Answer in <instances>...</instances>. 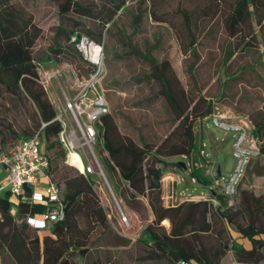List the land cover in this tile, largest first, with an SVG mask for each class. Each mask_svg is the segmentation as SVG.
<instances>
[{"label": "trees", "instance_id": "1", "mask_svg": "<svg viewBox=\"0 0 264 264\" xmlns=\"http://www.w3.org/2000/svg\"><path fill=\"white\" fill-rule=\"evenodd\" d=\"M14 1L0 0L5 22H16L14 12L6 10ZM53 1L57 25L51 44L41 55H36L29 37L0 47V108L3 106L13 119L12 110L25 114L21 121L0 115V149L10 150L24 139L39 137L49 160L47 174L61 187L64 219L50 230H36L28 224L27 216H39L47 205H20L16 209L17 201L5 192L0 196V254L7 250L15 264H79L78 258L84 264H126L125 257L128 264H221L231 253L241 264H264V192L243 185L247 174L264 177V98L245 111L240 104L250 99L240 90L231 109L233 115L249 119L259 154L249 161L230 205L222 190L213 186V178L205 174L209 162L202 154L204 139L199 129L219 104L186 92L170 61H159L153 55L160 36L141 51L118 27L124 14L132 16V35L143 31L146 19L170 23L184 51L196 57L198 46L209 38L222 51L223 96L231 90V82L249 87L252 81L246 75L250 73L264 88V74L257 69H264V0H188L195 5L190 12L182 8L187 0H181L175 14H182L181 24L167 12L157 15L158 5L165 0H138L135 13L128 7L130 0ZM83 36L102 44L103 50L107 36L115 38V56L106 60L108 64L135 57L147 61L152 72L144 79L159 81L160 93L166 99L167 128L163 131L155 124L132 125L124 131L110 111L97 124L96 151L104 175L121 209L134 213L142 225L135 240L121 233L116 214L104 208L95 190L96 176H85L66 162L57 109L40 80V65L63 62L73 64L86 79L95 73L96 68L83 59L72 41ZM251 53L257 54L253 60L247 59ZM239 58L246 60L232 70V63H238ZM189 67L191 71L194 68L193 64ZM157 96L144 102L152 104ZM175 157L186 159L187 173L210 188L209 198L165 204L162 178L166 172L182 170L179 162L172 160ZM245 240L250 248L244 247Z\"/></svg>", "mask_w": 264, "mask_h": 264}, {"label": "rangeland", "instance_id": "2", "mask_svg": "<svg viewBox=\"0 0 264 264\" xmlns=\"http://www.w3.org/2000/svg\"><path fill=\"white\" fill-rule=\"evenodd\" d=\"M137 1H129L128 7L131 13L136 12L138 8ZM165 1V3L158 5L157 15L167 12L168 17L181 24L182 14L175 15L181 0ZM194 7L195 5L188 0L182 6L188 12L192 11ZM1 10H3V7H0V47L7 45L13 40L29 37L34 44V52L39 56L51 44L54 28L57 25V8L53 0H17L12 2L6 6V10L14 12L16 21L14 23L5 22L1 18ZM121 17L118 21V27L122 28L132 38L133 43L141 51H144L147 44H154L157 41V36H160L159 46L153 50V55L159 61L168 59L186 92H192L195 96H203L207 101L216 102L219 104V113H224L227 117L232 116L231 109L233 110L236 106L234 103L237 102L240 90H243L244 94L246 93L250 99L249 103L240 104L243 110L247 111L252 106H257L262 102L264 88L253 73L246 75L252 81L249 87L244 88L238 81L231 82V90H228L227 94L220 96L222 51L219 45L209 40V38H204L202 41L203 46H198V57H196L184 51L181 41L170 23L157 24L154 19H146L143 22V31L132 35V16L124 14ZM115 44V38L107 36L103 50L104 74L101 79V86L109 104V111L115 113L117 121L124 131H127L129 126L131 128L132 125H136V127L148 125L149 127L151 124H155L158 130H165L167 128L165 120L168 117V109L165 96L160 93L162 90L161 83L153 78L149 81L144 79L145 77L148 78L152 71L147 61L143 59L135 57L108 64L106 60L115 56ZM256 56V53H251L247 59L253 60ZM244 60L246 59L239 58L238 63H232V70L236 69L239 66L238 64H243ZM190 64L194 66L192 71L189 67ZM257 69L264 74L263 67L258 66ZM38 72L40 80L48 90L49 98L57 110L60 107L59 101L64 104L65 98H73L77 93L78 83L86 80L85 75L81 77L83 72H78L75 66L68 62L40 65ZM54 72L57 77L47 82L46 78L48 75ZM155 94H158V96L152 102L153 105L150 101L144 102V100ZM5 113L6 109L2 106L0 115L7 118L12 117ZM17 113L13 110L11 112V114L16 116L17 120L21 121L25 114ZM15 118L11 119L15 121ZM199 129H202L204 139L203 152L209 162L208 166L205 167V174L208 176L216 175L220 166L222 174L227 176L234 170L236 165V159L232 154L233 134L221 130L210 121L203 122ZM173 161L179 162L182 160L180 157H175ZM66 162L69 164L68 158ZM173 171H176L175 175L178 177L179 182L177 184L174 182V185L170 182L168 184V175H164V192L168 193V195L171 196L173 191L176 199L180 200L185 195L209 194L210 188L199 182L192 181L186 172L187 170L184 172L180 169ZM94 176H96L98 181L95 185V190L100 196L104 208L116 214L121 233L135 240L142 227L138 217L127 209H121L106 176L99 173L94 174ZM243 185L244 187L255 189L256 192H264V177L247 174ZM12 199L15 202L17 201L16 196H12ZM122 213L127 218L126 222L123 221ZM164 224L169 226L168 221H165ZM248 243L250 244V242ZM77 261L79 264H84L83 259L78 258ZM127 262L128 259L125 257V263L128 264ZM0 264H15L5 249L0 254Z\"/></svg>", "mask_w": 264, "mask_h": 264}, {"label": "built area", "instance_id": "3", "mask_svg": "<svg viewBox=\"0 0 264 264\" xmlns=\"http://www.w3.org/2000/svg\"><path fill=\"white\" fill-rule=\"evenodd\" d=\"M72 41L76 42L83 59L93 65L96 71L89 79L78 83L77 93L73 98H65L64 104L59 101L57 119L62 125L60 140L67 151L69 163L83 175L99 173L105 176L96 151L99 138L97 124L100 123L101 116L109 112V104L101 86L104 74L103 45L85 36L79 39L73 37ZM55 77H57L55 72L49 74L47 82ZM90 93H93L95 98H92ZM229 117L217 110L210 116L209 121L221 130L233 134L232 154L236 159L234 170L227 176L223 174H219L218 177L211 176L213 186L220 188L232 205L237 186L251 158L259 154V147L257 139L252 135L249 119L233 114ZM202 154L206 155L203 151ZM48 168L49 160L37 135L20 141L13 149L7 151L0 149V196L5 192L16 196V209L20 205L32 207L35 204H46V210L39 216L31 214L27 216L28 224L39 231L50 230L55 222L64 219L61 187L51 182L47 174ZM182 198L178 200L174 194L169 197V203L185 199L194 200L191 195ZM213 203L215 206L218 204L217 201ZM122 218L123 221H127L123 213ZM177 264L194 263L180 261ZM230 264L241 263L232 259Z\"/></svg>", "mask_w": 264, "mask_h": 264}, {"label": "crops", "instance_id": "4", "mask_svg": "<svg viewBox=\"0 0 264 264\" xmlns=\"http://www.w3.org/2000/svg\"><path fill=\"white\" fill-rule=\"evenodd\" d=\"M18 145V144H17ZM7 151V150H6ZM185 159L184 157H181L180 159L182 160V161H179V162H183L184 160L183 159ZM173 160V159H172ZM185 163V162H184ZM187 166V165H186ZM187 170V169H186ZM186 170H183V172L184 171H186ZM218 170H221V168H220V166L218 167ZM175 172L176 171H169V172H166L165 174H167L168 176H167V179H168V184H169V182L170 183H172V185H174V182L177 184V182H179V179H178V177L175 175ZM187 172V171H186ZM222 173V172H221ZM164 174V175H165ZM164 176H163V178H162V191H163V199H164V202H165V204H168L169 203V197H170V195H168V193H165L164 192ZM174 195V192L172 191V194H171V196H173ZM185 196H187V195H185ZM191 196H193L194 197V200L195 199H199V198H201V197H203V198H209V196H210V192H209V194H207V195H205V194H201V195H191ZM183 199V198H182ZM46 231V230H45ZM243 245H244V247H246V248H250V244L245 240V241H243ZM232 259H233V257H232V254L231 253H229V254H227V256L222 260V262H221V264H230L231 263V261H232Z\"/></svg>", "mask_w": 264, "mask_h": 264}, {"label": "water", "instance_id": "5", "mask_svg": "<svg viewBox=\"0 0 264 264\" xmlns=\"http://www.w3.org/2000/svg\"><path fill=\"white\" fill-rule=\"evenodd\" d=\"M90 96H91L92 98H95V95H94L93 93H90ZM179 165L181 166L182 170H186V169H187V166H186V164H185L184 162H179ZM218 173L220 174V170L218 171ZM108 186H109V184H108ZM109 189H110V191H111V193H112V195H113V197H114L113 191L111 190L110 186H109ZM114 199H115V201L117 202V200H116L115 197H114ZM117 204H118V203H117Z\"/></svg>", "mask_w": 264, "mask_h": 264}]
</instances>
